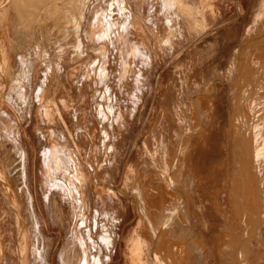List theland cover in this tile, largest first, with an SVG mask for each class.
<instances>
[{
    "label": "bare ground",
    "instance_id": "6f19581e",
    "mask_svg": "<svg viewBox=\"0 0 264 264\" xmlns=\"http://www.w3.org/2000/svg\"><path fill=\"white\" fill-rule=\"evenodd\" d=\"M209 1L215 3L201 27L190 1L146 0L142 9L151 11V22L170 33L151 42L150 54L138 47L142 25H125L142 10L135 0H0V264H53L45 258L50 239L41 236L47 220L67 235L60 264H112L114 253L123 257L127 227L119 224L130 212L138 226L129 238L128 264L209 263L225 242L204 224L221 213L246 228L242 264H252L253 241L254 263L264 264V34L226 65L199 49L188 53L195 37H205L225 17L229 5ZM178 48L177 69L164 82L153 119L152 104L145 115L146 94L156 66L164 61L168 70ZM254 64L261 96H231V109L238 102L239 109L234 121H224L207 79L222 80L225 65L228 85L236 86ZM205 65L208 75L200 70ZM56 67L61 78L51 83ZM29 91L36 97L26 113ZM150 97L153 103L158 98ZM27 114L28 123L36 120L42 129L37 140L44 144L40 175L48 217L25 185L28 157L20 133L11 135ZM209 179L223 184L212 188Z\"/></svg>",
    "mask_w": 264,
    "mask_h": 264
},
{
    "label": "rangeland",
    "instance_id": "374dc122",
    "mask_svg": "<svg viewBox=\"0 0 264 264\" xmlns=\"http://www.w3.org/2000/svg\"><path fill=\"white\" fill-rule=\"evenodd\" d=\"M135 1L138 4L140 9H142V5H144V3H146V0H135ZM179 1H182V2L190 1L194 5V8L196 9V11L199 12V15H200V18H199V21L197 22V24L200 25L201 27H204L206 25V23L208 22V19L203 17V15L207 9L211 8L210 3L211 2L215 3L214 1H211V2L209 0H179ZM221 1L223 3L225 2V4L229 5L226 8L225 17L220 19L218 23L216 21L217 24L214 23V26L212 27V29L210 28L209 30H207V31H209V33H207L205 35V37H202L201 39L199 37H197V38L195 37L194 41H196L198 43H195L193 41L189 45V46H191L190 48L188 46H185V47L189 48V49L187 48L188 53L194 52V54H195V53H197L195 50L198 51V49H199V53L200 52H203V53L206 52L205 55L207 58H211V57H213L212 59L222 58L225 62V65H226V63L229 59L235 61L237 54L242 52L243 49L251 48L252 46L254 47L258 43L257 41L260 38V35L264 34V27H263L264 24L263 23L261 24V21H260L261 20L260 16L263 12L262 10H264V7H262V6H264V1L263 0H231V1L230 0H221ZM235 1H238L240 3V10H238ZM216 2H218V1H216ZM40 11L41 10H39V12ZM258 14H260V15H258ZM129 16H130L129 17L130 19H127V23L125 25H130V24H132L131 22H134L138 26L142 25V27L144 29L142 31V33H143L142 36H143L144 40H142L141 43L138 44V47L139 48H145L146 50L149 51L150 54H154V52L151 51V48H150L151 42H153V43H155V45H157L159 38L160 39L161 38L167 39V37L170 36V33L164 34L159 29V26L157 25V23L151 22L152 16H151L150 10H146V9L143 10L142 9L139 14H135L134 12H132ZM4 18H5V16H4ZM227 23H228V25H227ZM171 24L172 25H170V27L173 28L174 27L173 22H171ZM197 24L194 25V27L196 26L197 30H198L200 26H197ZM255 26H256V30L254 32L251 31V28H253ZM126 27H129V26H126ZM192 27L190 29H192ZM196 27H195V29H196ZM205 27H207V26H205ZM195 29H192L193 31L190 30L191 33L193 32L192 33L193 35L197 31ZM222 29L223 30L225 29V32ZM212 32H214V33H212ZM214 34L216 37L213 36L214 37L213 40L210 41V39L208 37H210L211 35H214ZM194 36H196V34ZM197 39H198V41H197ZM179 43L180 42H178V43L175 42V44H179ZM193 44H195V45H193ZM211 44H213V45H211ZM202 49H204V50H202ZM177 52H174L175 58H173L174 60L171 59L172 63L175 61L176 55L178 56V54H179V48H178ZM186 53L184 54L183 59L187 57ZM222 54H224V55H222ZM171 60H169V61H171ZM174 63H173V65L168 67V70L167 69L162 70L166 64L164 61H163V63L161 62V64H159V66H156V69H155V72L153 75V79L151 80V85L149 87V89L151 91H149V94L148 93L146 94V96H148V97H147V101H146L147 102L146 106L144 108L145 115H146L151 104L153 105V113H154L153 119L157 115L158 108L160 107V104H161V98L163 96L162 90H163V85L165 84L164 82L166 81V78H168L169 75H172L173 74L172 72L176 71V69H177L175 67ZM225 65L223 66L222 70L220 71L221 73L219 74V77L222 80H219L217 78L212 77L213 75L210 77V79L209 78L207 79V80H211L210 82H211V86H212L211 87L212 90L209 87V94L211 96L210 98L212 100V105L214 104L213 106H214V110L216 111V115L218 117L222 116V119L224 121H234L236 119V117H234L233 112L236 113L238 111L239 102H238V105L236 106L237 108H235V111L232 110L231 109V103L229 102L230 97L231 96H242L244 94H245V96H251V97L252 96H259L260 93H258V91L260 88V81H259V79H256V78L253 79L251 76L252 70L255 68L254 67L255 64H254L249 69H247L245 71V73H243L241 80L239 81V83L236 86H229L228 85V80H229L228 76L229 75H228V71H227ZM56 68L55 69L53 68V72L50 73V74L54 75L53 80H51V83H53L54 81H57L61 78V70L59 68H57V69ZM200 70L201 71L203 70L204 74L208 75V66L207 65L203 66ZM161 71H162V73H161V77H160V83H159V87L157 89L156 88V76L159 75L158 73H160ZM41 81L44 83V80H41ZM261 82H264V80H261ZM181 86L182 85H180V87ZM177 87H179V86H177ZM43 88H45V87H43ZM30 92L31 91H29V95L26 96L27 97L26 98L27 103L25 102V106H23V109H25L26 113L28 112L30 101L32 99H34V97H36V96L32 95L33 94L32 92H31L32 94ZM42 93L45 96H49V92L46 90H43ZM45 96H41L40 100H42V99L44 100L46 98ZM150 96H157L158 97L155 103H153V98ZM260 96H261V94H260ZM37 106L36 107L34 106L33 109H31L32 119H33V117L35 118V116L38 115V109H37L38 107ZM251 108L257 109L258 104L253 102L251 105ZM28 121L29 120H28V114H27V118L25 116L22 119V127L19 126V127H17V129L15 128L13 130V133L11 132V135H13V138L15 139L17 137V133H20V137H21L20 140L21 141H19V139H17L18 137L16 139L18 141V144L20 142L21 146L23 145L22 148L24 149V151L26 152V155L28 157V160L26 162V178L24 180L25 185L33 192L34 196H35V194L37 195V197L40 201V204H41L42 214L45 217H48L45 205L42 202V200H43L42 199L43 194H42V190H41L42 178L40 175L41 153L44 149V144L41 145V142L37 140L38 133L40 134L41 133L40 131H42V129L39 130V124L36 123L37 122L36 120L31 121L30 124L28 123ZM140 126H141L140 122L137 123L136 129L140 128ZM30 141H33L35 143L36 149H37L36 152H34V149L32 148ZM127 154H128V150L125 151V153L123 154V161H124L125 157L127 156ZM119 168L121 169V166ZM35 175H36V179H35ZM225 179H226V176H225ZM117 180L119 181V176H118ZM217 180H212V179L210 180L209 179L207 184L209 186H211L212 188L215 187V183L216 184L217 183L223 184V182L221 180H219V181H217ZM18 182H19V180H18ZM19 184H20V182H19ZM125 184H126V182H125ZM20 187H23V185H21ZM19 193L21 195L20 191H19ZM220 195H222L221 199L223 201L228 197V196L225 197L224 194H220ZM21 197H22V195H21ZM259 209L264 211V204L262 206H260ZM132 215H133L132 212L127 214L126 220L124 222H122L121 224H119L120 229L125 227V226L127 227L126 228L127 229L126 237L124 238V242H123L124 254H123L122 259L120 260V259H118L117 254L114 253L112 264H128L129 243H130L129 238H130V235L134 234L135 228L138 226V220L133 222V223H130L131 222L130 219L134 218ZM223 215H225V216L223 217ZM223 215L221 213V216L223 217V219L221 216H217V217H215V219H212L210 221V222H212V224L209 222V220L206 221V225L204 224V226H207L206 230H207L208 234L212 235L214 233L219 232L221 234V238H222L223 242H225V243H223L221 246V250H220L221 253L218 252L216 254L217 258L214 257L213 259H210V256H208L207 258L210 259V262L206 263L207 262L206 261L202 264H214V263H216V264H226L227 263L228 264L230 262H231L230 264H242V262H243V259L241 258L242 255H240L238 253V251H239V248H241L242 245L244 244L243 241H246L245 240L246 238L244 237V236H246V230H245L246 228H244L243 225H241V223L238 221L237 218L232 217L231 218L232 220H230L231 222L230 221L227 222L226 213H224ZM214 222H216V223H214ZM237 222H238V224H237ZM232 223H233V225H232ZM213 224H215V229H213L214 228ZM235 229H237V230H235ZM262 229H264V228H262ZM62 230H63L62 226H58V227L54 226L49 222V220H47V227H43V229H42L41 236H44L43 238L48 237V239H50L49 242H50V246H51L49 253H47V254L45 253V258H47V260L53 264H60V258L63 257V248L66 247V245H67L66 244L67 235H66L65 231L64 230L62 231ZM224 236H225V238H223ZM252 244L253 245L250 246V251H249V254L247 257L250 258L249 260H251L252 264H255L254 258L256 257L255 253L257 251V246L254 243V241L252 242ZM254 246H255V248H254ZM224 247L226 248V250ZM227 249L229 250L230 253L226 252ZM226 253L228 255L231 254V255H229L230 257L225 256V255H227ZM220 254H221V256H220ZM114 256H116V258H114ZM207 258H205V259H207ZM219 258H222V260ZM197 261H198V259L196 260V263H197Z\"/></svg>",
    "mask_w": 264,
    "mask_h": 264
}]
</instances>
